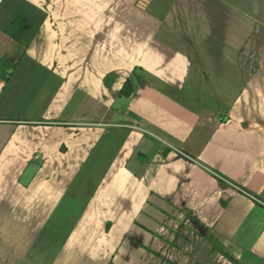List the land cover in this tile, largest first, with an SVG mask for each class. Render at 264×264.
<instances>
[{
    "label": "crops",
    "instance_id": "1",
    "mask_svg": "<svg viewBox=\"0 0 264 264\" xmlns=\"http://www.w3.org/2000/svg\"><path fill=\"white\" fill-rule=\"evenodd\" d=\"M0 264H264V0H0Z\"/></svg>",
    "mask_w": 264,
    "mask_h": 264
},
{
    "label": "trees",
    "instance_id": "2",
    "mask_svg": "<svg viewBox=\"0 0 264 264\" xmlns=\"http://www.w3.org/2000/svg\"><path fill=\"white\" fill-rule=\"evenodd\" d=\"M16 17H19L23 20L18 25V28H17L16 32L14 33V37L17 39L20 35L21 30L26 27L27 23L24 21V16L22 14L17 13ZM133 90H134L133 83L130 80H127V81H125V83L121 89V93L124 94L125 96H129Z\"/></svg>",
    "mask_w": 264,
    "mask_h": 264
}]
</instances>
